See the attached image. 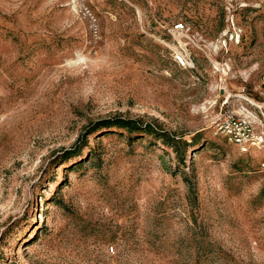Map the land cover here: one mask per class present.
<instances>
[{"label": "rangeland", "instance_id": "rangeland-1", "mask_svg": "<svg viewBox=\"0 0 264 264\" xmlns=\"http://www.w3.org/2000/svg\"><path fill=\"white\" fill-rule=\"evenodd\" d=\"M263 75L264 0H0V264H264Z\"/></svg>", "mask_w": 264, "mask_h": 264}, {"label": "built area", "instance_id": "built-area-1", "mask_svg": "<svg viewBox=\"0 0 264 264\" xmlns=\"http://www.w3.org/2000/svg\"><path fill=\"white\" fill-rule=\"evenodd\" d=\"M183 28V24L176 25L177 31H181ZM234 28L223 40L225 47L229 43L241 44L242 30L237 29L235 25ZM176 60L182 66H190V58L187 59L183 54L178 55ZM262 86L264 88V75L262 76ZM217 134L226 136L243 154L249 153L254 147L264 148V131L259 133L249 118L238 115L232 110H228L223 119L217 124Z\"/></svg>", "mask_w": 264, "mask_h": 264}, {"label": "trees", "instance_id": "trees-1", "mask_svg": "<svg viewBox=\"0 0 264 264\" xmlns=\"http://www.w3.org/2000/svg\"><path fill=\"white\" fill-rule=\"evenodd\" d=\"M101 125H104V127H117V128H122V129L125 128V129L130 130V131L142 129V128H140V125L137 122L132 121V120H127V121L126 120H120L117 123H105L104 122ZM151 133H154V132H151Z\"/></svg>", "mask_w": 264, "mask_h": 264}]
</instances>
